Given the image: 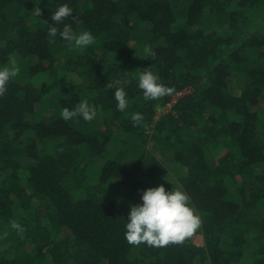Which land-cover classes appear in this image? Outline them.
I'll list each match as a JSON object with an SVG mask.
<instances>
[{
  "label": "trees",
  "instance_id": "16d2710c",
  "mask_svg": "<svg viewBox=\"0 0 264 264\" xmlns=\"http://www.w3.org/2000/svg\"><path fill=\"white\" fill-rule=\"evenodd\" d=\"M63 4L64 24L95 38L88 48L50 42ZM11 59L0 264H264V0H0V68ZM149 68L170 94L145 101ZM109 85L128 94L124 112ZM186 88L176 114L159 115ZM84 99L93 121L62 119ZM161 185L187 193L200 228L164 247L129 244L130 206Z\"/></svg>",
  "mask_w": 264,
  "mask_h": 264
},
{
  "label": "clouds",
  "instance_id": "9594fccd",
  "mask_svg": "<svg viewBox=\"0 0 264 264\" xmlns=\"http://www.w3.org/2000/svg\"><path fill=\"white\" fill-rule=\"evenodd\" d=\"M35 17L42 15L39 4L31 11ZM73 9L68 4H63L52 13L51 21L54 25L63 24L62 31L58 27L50 25L48 35L50 42H55L59 34L69 46L77 49H86L94 43L93 35L85 30L79 34L74 33L71 25L64 21L72 16ZM145 53L152 55L151 48L145 46ZM20 72L15 59H11L9 67L0 68V96L7 92V86ZM119 83V82H117ZM138 87L142 90L145 101L157 100L170 94L172 89L159 83V77L150 68L139 71ZM115 89L114 99L117 102V110L124 112L129 105L128 94L123 87L109 85ZM97 116V111L87 99L82 100L74 109L63 108L61 117L63 120H71L74 117L91 122ZM134 124H139L143 117L139 113L132 115ZM190 197L182 190L166 191L163 185L143 191L141 203L130 206V213L126 222L125 238L131 245L146 243L149 246L164 247L170 243H179L191 237L201 226V218L193 207L189 206ZM12 228L18 233H23L21 225L13 223Z\"/></svg>",
  "mask_w": 264,
  "mask_h": 264
},
{
  "label": "built area",
  "instance_id": "2783aa9c",
  "mask_svg": "<svg viewBox=\"0 0 264 264\" xmlns=\"http://www.w3.org/2000/svg\"><path fill=\"white\" fill-rule=\"evenodd\" d=\"M192 93V89L191 88H186L185 90H182L180 92H178L171 100L169 103L166 104L165 107L161 108L159 110V115H165L167 113H173L174 115L176 114V112L173 110V108L178 104V102L180 101L181 98H183L186 95H189ZM159 118L157 117L156 120H158Z\"/></svg>",
  "mask_w": 264,
  "mask_h": 264
}]
</instances>
